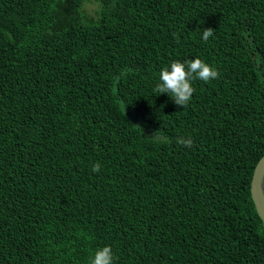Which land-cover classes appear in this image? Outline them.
Returning <instances> with one entry per match:
<instances>
[{
    "label": "trees",
    "instance_id": "trees-1",
    "mask_svg": "<svg viewBox=\"0 0 264 264\" xmlns=\"http://www.w3.org/2000/svg\"><path fill=\"white\" fill-rule=\"evenodd\" d=\"M263 156L264 0H0V264H264Z\"/></svg>",
    "mask_w": 264,
    "mask_h": 264
},
{
    "label": "clouds",
    "instance_id": "clouds-1",
    "mask_svg": "<svg viewBox=\"0 0 264 264\" xmlns=\"http://www.w3.org/2000/svg\"><path fill=\"white\" fill-rule=\"evenodd\" d=\"M214 34V29H203L202 39L207 42ZM178 40V37H177ZM219 77V72L200 58H195L181 62L172 61L170 66L164 67L159 73V83L153 89L154 92L167 93L178 106L186 108L193 96L195 89L192 86V80L198 78L204 82H210ZM154 140L161 141L166 139L159 132L151 136ZM178 144L191 148L194 144L191 136L179 137ZM101 165L99 162L92 166V171L99 173ZM90 264H114L113 252L111 246H104L95 251Z\"/></svg>",
    "mask_w": 264,
    "mask_h": 264
},
{
    "label": "water",
    "instance_id": "water-1",
    "mask_svg": "<svg viewBox=\"0 0 264 264\" xmlns=\"http://www.w3.org/2000/svg\"><path fill=\"white\" fill-rule=\"evenodd\" d=\"M251 196L257 213L264 224V156L257 163L253 173Z\"/></svg>",
    "mask_w": 264,
    "mask_h": 264
}]
</instances>
